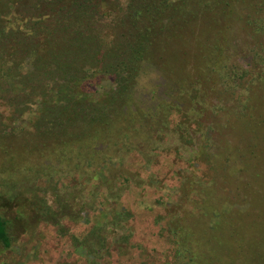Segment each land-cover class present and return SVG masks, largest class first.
<instances>
[{
  "label": "trees",
  "instance_id": "16d2710c",
  "mask_svg": "<svg viewBox=\"0 0 264 264\" xmlns=\"http://www.w3.org/2000/svg\"><path fill=\"white\" fill-rule=\"evenodd\" d=\"M23 1L33 12L45 11L46 18L37 22L42 40L31 37L28 44L35 54L32 70L17 76L30 90L35 83L43 91L49 80L52 93V103L42 102L50 127L31 169L41 171L36 177L55 175L62 182L44 205L33 196L18 216L27 221L30 214L39 215L63 236L61 221L79 218L74 205L87 178L102 170L106 178L97 188L103 187L104 197L123 193L125 172L109 159H123L131 151L150 167L154 151L173 145L178 158L191 164L158 218L171 246L165 264H264V0H6L0 13ZM3 37L0 100L11 89L5 79L15 77L7 55L24 53ZM144 55L175 80L180 106L163 103L148 115L122 114L117 104ZM102 77L114 84L106 101L89 89ZM168 107L181 114L175 128ZM2 137L0 156L9 164L14 149L6 148ZM27 150L25 159L32 151ZM45 160L55 164L46 166ZM20 194H0V203L13 204ZM221 203L244 210L233 206L225 212ZM88 204L82 203L91 207L93 202ZM213 212L218 227L209 226ZM8 230L0 216L4 248ZM91 235L94 247H103L101 234Z\"/></svg>",
  "mask_w": 264,
  "mask_h": 264
},
{
  "label": "rangeland",
  "instance_id": "374dc122",
  "mask_svg": "<svg viewBox=\"0 0 264 264\" xmlns=\"http://www.w3.org/2000/svg\"><path fill=\"white\" fill-rule=\"evenodd\" d=\"M28 7L29 4L23 1L10 5L0 13V35L4 34L2 41L24 51L7 55L8 62H11L9 64L15 68L9 70V74L15 77L5 79L11 89L8 97L3 96L0 100V136L3 134L2 140L8 141L6 148H10L11 152L14 149L9 159L10 165L4 163L6 158L0 156V194L8 198L13 192L21 193L13 204L6 201L0 203V216L9 229V245L5 248L0 245V264L167 263L171 258V246L158 218L165 214V206L173 199L174 189L181 183L182 170L191 164L178 158L179 153L173 145L154 151L156 157L150 167H145L139 156L131 151L123 153V159H109V164L121 165L125 172L123 177L127 178V182L121 183L125 185L123 193L118 198L104 197L103 187L97 188L106 178L102 170L97 171L95 178H87V183L78 191L79 200L74 205L79 218L76 222L67 219L61 221L66 232L63 236L58 235L55 228L42 221L39 215L34 217L30 214L27 221L18 216L19 207L28 208L33 196L37 205H44L54 186L62 182H57L55 175L47 180L45 175L36 177L37 172L41 171L31 169L38 165L35 152L46 129L50 127L46 103L43 106L42 102L52 103V93L49 80L44 81L43 91L35 83L36 89L30 90L24 87V81L19 82L24 78L17 76L18 73L32 70L35 54L27 49L28 44L31 37L35 38L33 42L42 40L37 33L40 28L37 22L46 18V12L42 9L33 12ZM141 58L132 85L123 94L117 109L122 114L129 111L134 116L155 113L162 109L160 106L163 103L179 105V87L175 80L159 69L150 57L144 55ZM90 88L96 99L106 101L114 84L102 77L95 80ZM168 120L172 128L183 121L175 108H169ZM29 146L32 151L25 159ZM15 149L22 150V155L16 154ZM106 151L111 154L113 148ZM43 163L46 166L55 164L48 160ZM90 201L93 202L91 207L82 205L89 206ZM221 204L225 212L233 206L239 211L244 210L242 205ZM219 219L218 212H213L209 217V226L218 227ZM115 225L114 229L108 230V227ZM94 230L96 235L100 233L103 237V247H94L91 235Z\"/></svg>",
  "mask_w": 264,
  "mask_h": 264
}]
</instances>
